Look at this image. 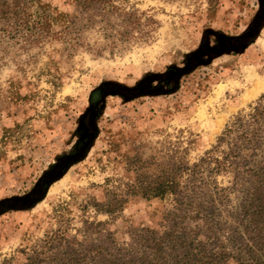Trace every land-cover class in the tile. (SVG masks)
<instances>
[{
	"label": "rangeland",
	"instance_id": "1",
	"mask_svg": "<svg viewBox=\"0 0 264 264\" xmlns=\"http://www.w3.org/2000/svg\"><path fill=\"white\" fill-rule=\"evenodd\" d=\"M0 2L44 28L0 38V264L163 230L139 185L264 94V0Z\"/></svg>",
	"mask_w": 264,
	"mask_h": 264
},
{
	"label": "trees",
	"instance_id": "2",
	"mask_svg": "<svg viewBox=\"0 0 264 264\" xmlns=\"http://www.w3.org/2000/svg\"><path fill=\"white\" fill-rule=\"evenodd\" d=\"M25 9L0 2V38L29 30L39 35L44 28L30 23ZM139 189L146 199L172 198L160 232L142 229L127 248L91 238V260L74 249L51 248L53 254L33 250L22 264H264V94L235 115L198 160L177 155ZM116 205L105 204V213L114 214Z\"/></svg>",
	"mask_w": 264,
	"mask_h": 264
},
{
	"label": "bare ground",
	"instance_id": "3",
	"mask_svg": "<svg viewBox=\"0 0 264 264\" xmlns=\"http://www.w3.org/2000/svg\"><path fill=\"white\" fill-rule=\"evenodd\" d=\"M261 86H264V81H263V83H262V85H259L258 87H256L253 91L254 92H252V94H256L257 93V91H259L258 89H260L261 88ZM257 89V90H256ZM251 92V91H250ZM247 96V95H246Z\"/></svg>",
	"mask_w": 264,
	"mask_h": 264
}]
</instances>
